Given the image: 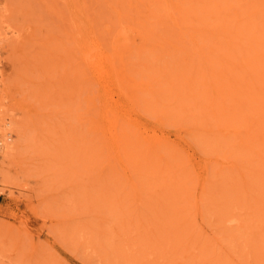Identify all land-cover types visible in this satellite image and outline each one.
<instances>
[{"label":"rangeland","instance_id":"1","mask_svg":"<svg viewBox=\"0 0 264 264\" xmlns=\"http://www.w3.org/2000/svg\"><path fill=\"white\" fill-rule=\"evenodd\" d=\"M0 1L18 47L1 54L0 117L21 122L0 153V264H264V0H133L163 14L143 18L144 45L123 27L143 32L142 15L118 22L128 0H78L79 46L109 72L77 49L73 87L49 60L48 0Z\"/></svg>","mask_w":264,"mask_h":264},{"label":"bare ground","instance_id":"2","mask_svg":"<svg viewBox=\"0 0 264 264\" xmlns=\"http://www.w3.org/2000/svg\"><path fill=\"white\" fill-rule=\"evenodd\" d=\"M19 1V0H18ZM30 1V0H29ZM44 1H46V0H44ZM113 1H115L116 2V0H111V2H113ZM118 1H120V0H118ZM121 1H123V0H121ZM120 1V2H121ZM142 1H145V0H142ZM150 1V0H149ZM155 1V0H154ZM212 1V0H211ZM4 2V1H3ZM7 2V1H6ZM35 2V1H34ZM136 2H138V1H136ZM153 1H151L150 2V4L152 3ZM158 2V1H157ZM14 3V2H13ZM13 3L11 4L10 3V5H12V8L14 7L13 6ZM25 3V2H24ZM109 2H108V0H107V4H108ZM125 3V2H124ZM123 3V4H124ZM147 3H149L148 1H146V3L145 4H147ZM161 3V2H160ZM171 3V2H170ZM204 3V2H203ZM7 4H8V2H7ZM15 4V3H14ZM81 5V3H78V0H48V4H47V1L45 2V5H46V7H47V13L49 14H51L52 16H51V21L49 20V24L47 25L46 24V26H47V28H45L44 30H45V33H44V35H45V37L44 38H46V40H45V44H47V43H49V44H51V46H47L46 45V47H47V50H48V47L50 48V50H49V52L51 53V55H50V61H52V65H54V62L57 64V66H60V69H61V71H62V73H60L61 74V77H63V80H64V83H66V79L68 78V76H69V74H72V75H70L71 76V80H72V83H71V85H72V87L74 86V79H75V75L73 74V70H75L74 69V67H75V65H77V63H76V60H75V56H76V53H78V50L77 49H80L79 51H80V53H82V55L80 56L81 57V61H82V63H84V65H88L87 67H90L91 65L93 66V70L95 71V73L96 74H98L99 76H103V75H105V73H108L109 72V68H108V66L106 65V64H100V61H99V56H100V54H97L96 56H91L90 57V55H89V49H90V44H85L84 43V45H80L79 46V41L80 40H78L77 38H79L78 37V35H79V33H78V28L80 27L79 26V20H81V19H84L83 17H85L86 18V15H85V13H80L81 11H82V9L80 10V8H79V6ZM112 4V3H111ZM126 5L125 6H128V7H126L127 8V11L126 12H124V16L122 15V13H123V11L122 12H120L117 16H118V18L119 17H122V18H124V17H133V19H134V21L137 19H135L134 18V16L135 15H137L136 17H141L140 15H142L143 17H141L142 18V21L141 22H139V27L141 26L142 27V25L143 26H145L144 27V31L143 32H141V30L140 29H138V27H136V28H134V30H131L130 28H131V26H128L129 24H127V26L126 25H123V27L124 28H129V30L130 31H137L136 32V34L137 35H139L140 37H139V39H140V45L142 44V45H144L145 44V36H146V33H147V30H149V29H145L146 28V26H147V24H145L146 23V20L148 19V18H150V17H152V18H155V16H157V17H160V14H161V12H160V9L159 10H157L156 11V5L153 7L152 6V8H147V9H145V7H142V8H144V9H136L137 7H134L133 6V4H134V1L133 0H128L126 3H125ZM138 4H140V3H138ZM144 4V3H143ZM158 4V3H157ZM214 4V3H213ZM9 5V4H8ZM8 5H6V4H3V3H1V1H0V61H1V54H2V52H5V51H8L9 50V48L13 45V46H15V48L17 49L18 47H16V36H13L12 34H10L13 30V26L15 25V24H13V22H12V20L13 21H16L17 19L14 17V13H12L11 14V9H10V7L8 6ZM18 5H19V3H18ZM23 5V4H22ZM92 5V4H91ZM95 5V4H94ZM106 5V4H105ZM15 6H17V5H15ZM27 6H28V1H27ZM42 5H40V7H41ZM90 6V5H89ZM97 6H99V5H97ZM111 6V5H110ZM116 6H117V8H118V5L116 4ZM123 6V5H122ZM124 6V7H125ZM145 6H147L148 7V5H145ZM151 6V5H150ZM149 6V7H150ZM204 6V5H203ZM209 6V5H208ZM20 7H22L21 5H20ZM19 7V8H20ZM135 9H134V8ZM139 7H140V5H139ZM138 7V8H139ZM160 7V6H159ZM205 7V6H204ZM32 8V7H31ZM30 8V9H31ZM36 8H37V6H36ZM82 8V7H81ZM95 8V7H94ZM211 8H213V7H211ZM14 9H16V8H14ZM23 9V8H22ZM43 9L45 10V8H44V6H43ZM101 9H103V8H101ZM120 9H121V7H120ZM158 9V8H157ZM164 9V8H163ZM45 10V11H46ZM49 10V11H48ZM85 10V9H84ZM95 10H96V8H95ZM118 10V9H117ZM116 10V12H118ZM166 10V9H165ZM169 10V9H168ZM206 11L208 10V9H205ZM209 10H210V8H209ZM17 11V10H16ZM19 11H20V9H19ZM31 11V10H30ZM36 11V10H35ZM167 11V10H166ZM172 11V10H171ZM171 11H170V14H172L171 13ZM184 11H186V8H185V10ZM202 11V10H201ZM212 11V10H211ZM14 12V11H13ZM38 12V11H37ZM39 12H41V11H39ZM83 12V11H82ZM101 12H102V10H101ZM114 12V14H115V11H113ZM156 12H159V13H157L156 14ZM167 12H169V11H167ZM173 12V11H172ZM208 12H210V11H208ZM21 13V12H20ZM20 13H18V14H20ZM47 13H45V15L47 14ZM103 13V12H102ZM111 13V15H112V12H110ZM205 13H207V12H205ZM47 14V15H48ZM49 14V15H50ZM169 13H167V15H168ZM180 14V13H179ZM182 14V13H181ZM201 14V13H200ZM210 14V13H209ZM31 16H32V14H30ZM107 15V14H106ZM161 15H163V14H161ZM166 15V16H167ZM175 15V14H174ZM172 16V17H177V15L176 16ZM183 15V14H182ZM190 15V14H189ZM16 16H18V15H16ZM20 16H21V14H20ZM36 16H37V14H36ZM145 16V17H144ZM22 17V16H21ZM48 17V16H47ZM199 17V16H198ZM19 19H20V17H18ZM23 18V17H22ZM50 18V17H49ZM117 18V17H116ZM143 18H145L144 20H143ZM183 18H184V16H183ZM197 18V17H196ZM201 18V17H200ZM206 18V17H205ZM16 19V20H15ZM120 19V18H119ZM132 19V18H131ZM155 19H158V18H155ZM172 18H170V20H171ZM177 18H175V21H177L176 20ZM188 19V18H187ZM22 20V19H21ZM21 20H19V22L21 21ZM48 20V19H47ZM112 20V19H111ZM116 20V19H115ZM122 20H124V19H122ZM126 20V19H125ZM167 20V19H166ZM169 20V19H168ZM169 20V21H170ZM180 20V19H179ZM193 20V19H192ZM203 20V19H202ZM121 21V19L118 21V22H120ZM143 21H145V23H143ZM153 21H154V19H153ZM156 21V20H155ZM163 21V20H162ZM161 21V22H162ZM184 21H186L187 22V20H184ZM218 21V20H217ZM38 22V21H37ZM106 22V21H105ZM137 22V21H136ZM165 22V21H164ZM171 22V21H170ZM198 22V21H197ZM208 22V21H207ZM206 22V23H207ZM210 22V21H209ZM15 23V22H14ZM46 23H47V21H46ZM122 24H123V22H121ZM169 23V22H168ZM176 23V22H175ZM205 23V24H206ZM218 23V22H217ZM38 24V23H37ZM41 24H42V22H41ZM101 24V23H100ZM116 24H117V22H116ZM121 24V25H122ZM137 24V23H136ZM158 24V23H157ZM178 24V23H177ZM203 24V23H202ZM17 25V24H16ZM98 25V24H97ZM102 25V24H101ZM132 25H134V24H132ZM138 25V24H137ZM149 25V24H148ZM156 25V24H155ZM169 25V24H168ZM174 26H175V24H173ZM183 25V24H182ZM192 25V24H191ZM200 25H201V23H200ZM219 25V24H218ZM45 26V27H46ZM94 26V25H93ZM126 26V27H125ZM153 26V25H152ZM162 26H163V24H162ZM166 26V25H165ZM171 26H172V24H171ZM178 26H180V24L178 25ZM188 26V25H187ZM207 26H208V23H207ZM214 26H215V24H214ZM236 26V25H235ZM111 27H112V25H111ZM164 27V26H163ZM167 27V26H166ZM165 27V28H166ZM182 27V26H181ZM180 27V28H181ZM184 27V26H183ZM193 27V26H192ZM221 27H222V25H221ZM160 28V30H161V27H159ZM167 28H169V27H167ZM190 28V27H189ZM200 28V27H199ZM205 28V27H204ZM207 28H209V27H207ZM227 28V27H226ZM104 29V28H103ZM122 29V28H121ZM154 29V28H153ZM162 29H164V28H162ZM175 29V28H174ZM184 29H186V28H184ZM198 29V28H197ZM215 29H216V27H215ZM232 29V28H231ZM230 29V30H231ZM239 29V28H238ZM152 30V29H151ZM160 30H159V32H160ZM165 30V29H164ZM168 30V29H167ZM166 30V31H167ZM182 30V29H181ZM200 30V29H199ZM234 30V29H233ZM116 31V30H115ZM171 31H172V29H171ZM200 31H202V30H200ZM214 31V30H213ZM15 32V31H14ZM33 32V34L35 33L34 31H32ZM37 32H38V30H37ZM162 32V31H161ZM183 32V31H182ZM185 32V31H184ZM203 32H205V31H203ZM220 32V31H219ZM13 33V32H12ZM38 33H40V32H38ZM126 33L127 34H123V36H122V39L123 38H126L127 40L129 39L128 37L130 36V35H132V34H128V33H130L129 31H126ZM135 33V32H134ZM154 33V32H153ZM172 33V32H171ZM35 34H37V33H35ZM122 34V33H121ZM145 34V35H144ZM149 34V33H148ZM156 34V33H155ZM168 34V33H167ZM170 34V33H169ZM179 34V33H178ZM184 34V33H183ZM206 34V33H205ZM211 34H212V32H211ZM211 34H208V35H210L211 36ZM219 34H221V33H219ZM15 35V34H14ZM38 35V34H37ZM128 35V36H127ZM162 35V34H161ZM171 35V34H170ZM207 35V36H208ZM218 35V34H217ZM234 35V34H233ZM43 36V35H42ZM133 36V35H132ZM179 36V35H178ZM190 36V35H189ZM201 36V35H200ZM204 36H206V35H204ZM213 36H214V34H213ZM213 36H211V37H213ZM158 37V36H157ZM181 37V36H180ZM183 37V36H182ZM181 37V39H183ZM192 37V36H191ZM195 37H197V36H195ZM223 37V36H222ZM32 38V37H31ZM35 38V37H34ZM34 38H33V40H34ZM154 38V37H153ZM207 38V37H206ZM229 38V37H228ZM243 38V37H242ZM77 39V40H76ZM156 39V38H155ZM131 40H133V37H131ZM157 40V39H156ZM171 40V39H170ZM213 40H214V38H213ZM149 41H151V40H149ZM202 41V40H201ZM222 41H224V40H222ZM226 41H228V40H226ZM89 42V41H88ZM125 42V41H124ZM154 42H157V41H154ZM189 42V41H188ZM193 42V41H192ZM96 43V42H95ZM102 44L104 43V42H101ZM158 43H160V42H158ZM191 43V42H190ZM106 44H107V41H106ZM106 44H104V45H106ZM109 44V43H108ZM164 44V43H163ZM192 44V43H191ZM202 44V43H201ZM205 44V43H204ZM217 44V43H216ZM167 45V44H166ZM222 45H223V43H222ZM18 46V45H17ZM113 46V45H112ZM127 46H128V44H127ZM104 47V46H103ZM106 47V46H105ZM167 47V46H166ZM171 47V46H170ZM193 48H194V50L195 49H201V47L197 44V42H195V46H192ZM205 47V46H204ZM203 47V48H204ZM127 48V47H126ZM128 48L129 49H132V46H128ZM168 48V47H167ZM167 48H165V45H164V47H163V49H167ZM217 48V47H216ZM227 48V47H226ZM243 48V47H242ZM110 49V48H109ZM123 49H125V48H123ZM143 49H144V47L142 46V47H140L139 48V53H141L142 51H143ZM160 49V48H159ZM214 49V48H213ZM217 49H219V47L217 48ZM12 50H13V53H14V49L12 48ZM97 50H99V49H97ZM169 50V49H168ZM184 50V49H183ZM240 50V49H239ZM95 51V50H94ZM110 51V50H109ZM154 51V50H153ZM180 51V50H179ZM91 52V51H90ZM123 52V51H122ZM159 52V51H158ZM174 52V51H173ZM187 52V51H186ZM231 52V51H230ZM242 52V51H241ZM11 53H12V51H11ZM17 53V52H16ZM169 53H170V51H169ZM10 54V53H9ZM8 54V55H9ZM15 54V53H14ZM13 54V55H14ZM18 54V53H17ZM17 54H16V56H17ZM96 54V53H95ZM145 54V53H144ZM144 54H142L141 53V55H144ZM182 54V53H181ZM191 54H192V51H191ZM194 54V53H193ZM201 54V53H200ZM203 54V56L204 55H206V54H204V52L202 53ZM219 54V53H218ZM230 54V53H229ZM233 54V53H232ZM12 55V56H13ZM156 55V54H155ZM171 55V54H170ZM184 55V54H183ZM223 55V54H222ZM226 55V54H225ZM5 56V55H4ZM32 56V55H31ZM140 56V55H139ZM218 56V55H217ZM220 56V55H219ZM227 56H229V55H227ZM28 57H29V54H28ZM109 57H110V60H111V56L109 55ZM163 57V56H162ZM179 57V56H178ZM195 57V56H194ZM211 57V56H210ZM7 58H9V59H6V60H10V56H8ZM77 58V57H76ZM184 58V57H183ZM182 58V59H183ZM226 58V57H225ZM11 59H13V58H11ZM92 59H94L96 62L95 63H92ZM105 59H106V57H105ZM116 59V58H115ZM177 59V58H176ZM181 59V60H182ZM197 59V58H196ZM204 59V58H203ZM210 59V58H209ZM224 59V58H223ZM14 60V59H13ZM78 60H79V58H78ZM117 60V59H116ZM116 60H114L115 62H116ZM126 60V59H125ZM153 60V59H152ZM151 60V61H152ZM158 60V59H157ZM174 60V59H173ZM178 61H180V58L179 59H177ZM3 61V60H2ZM7 61V62H8ZM188 61V60H187ZM202 61V60H201ZM263 61V60H262ZM11 62V61H10ZM113 62V61H112ZM128 62V61H127ZM197 62H199V61H197ZM9 63V62H8ZM19 63V62H18ZM108 63V62H107ZM174 63V62H173ZM202 63V62H201ZM206 63V62H205ZM214 63V62H213ZM222 63H224V62H222ZM227 63V62H226ZM230 63V62H229ZM187 64H189V63H187ZM7 65V64H6ZM139 65V64H138ZM199 65H201L200 63H199ZM227 65V64H226ZM231 65H232V62H231ZM234 65V64H233ZM83 66V65H82ZM146 66V65H145ZM144 66V67H145ZM78 67V66H77ZM147 67V66H146ZM198 67V66H197ZM203 67V66H202ZM234 67V66H233ZM5 68V67H4ZM18 68V67H17ZM119 68V67H118ZM136 68V67H135ZM138 68V67H137ZM141 68V67H140ZM195 69H196V67H194ZM201 68V67H200ZM214 68V67H213ZM224 68V67H223ZM228 68V67H227ZM263 68H264V66H263ZM115 69H116V67H115ZM125 69V68H124ZM155 69V68H154ZM181 69V68H180ZM198 69V68H197ZM215 69V68H214ZM221 69V68H220ZM226 69V68H225ZM237 69V68H236ZM235 69V70H236ZM87 70V69H86ZM120 70V69H119ZM163 70V69H162ZM205 70V69H204ZM207 70L208 69H206L205 71L207 72ZM219 70V69H218ZM230 70V69H229ZM228 70V71H229ZM88 71V70H87ZM86 71V72H87ZM124 71V70H123ZM151 71V70H150ZM180 71V70H179ZM179 71H177V72H179ZM198 71V70H197ZM216 71V70H215ZM227 71V70H226ZM231 71V70H230ZM244 71V70H243ZM81 72V71H80ZM138 72V71H137ZM213 72V71H212ZM239 72V71H238ZM246 72V71H245ZM248 72H250V71H248ZM77 73V72H76ZM79 73V72H78ZM114 73V72H113ZM129 73V72H128ZM163 73H164V71H163ZM180 73V72H179ZM187 73H189V72H187ZM196 73V72H195ZM214 73H216V72H214ZM229 73V72H228ZM232 73H236L237 74V72H232ZM240 73V75H241V72H239ZM82 74H84V72L82 73ZM95 74V75H96ZM122 74V73H121ZM181 74V73H180ZM179 74V75H180ZM216 74H218V72L216 73ZM222 74V73H221ZM256 74H257V71H256ZM4 75H6L5 77H4ZM8 73H5L4 74V71H3V67H2V65H1V63H0V85L2 84H5L6 82H5V80L7 79V77H8ZM80 75V74H79ZM107 75V74H106ZM114 75V74H113ZM153 75V74H152ZM160 75V74H159ZM170 75V74H169ZM185 75H187V74H184V76ZM192 75V73L190 74V75H188L189 77ZM198 75V74H197ZM200 75H201V72H200ZM223 75H224V77L226 76L224 73H223ZM228 75V74H227ZM230 75H231V72H230ZM242 75H245V74H242ZM253 75H254V73H253ZM257 75H259V74H257ZM110 76V75H109ZM112 76V75H111ZM116 76V75H115ZM184 76H183V78H184ZM214 76V75H213ZM247 76V75H246ZM245 76V77H246ZM79 77V76H78ZM81 77V76H80ZM105 77V76H104ZM147 77H149V76H147ZM157 77V76H156ZM161 77H163V76H161ZM160 77V78H161ZM167 77V76H166ZM187 77V76H186ZM203 77V76H202ZM211 77V76H210ZM223 77V76H222ZM223 77V78H224ZM226 77H228V76H226ZM231 77H232V75H231ZM236 77V76H235ZM234 77V78H235ZM239 77V76H238ZM241 77V76H240ZM239 77V78H240ZM242 77H244V76H242ZM259 77V76H258ZM154 78V77H153ZM212 78V77H211ZM219 77L217 76V79H218ZM221 78V77H220ZM233 78V77H232ZM233 78V79H234ZM255 78V77H254ZM257 78V77H256ZM255 78V81H257V79ZM9 79V78H8ZM121 79V78H120ZM166 79V78H165ZM164 79V80H165ZM189 78H187V80H188ZM230 79V78H229ZM232 79V80H233ZM245 79V78H244ZM163 80V79H162ZM164 80H163V83H164ZM170 80H171V78H170ZM235 80V79H234ZM237 80V79H236ZM246 80V79H245ZM254 80V79H253ZM252 80V81H253ZM259 80V79H258ZM192 81V80H191ZM218 80H214V82H217ZM155 82V81H154ZM168 82V81H167ZM186 82H189V81H186ZM243 82H244V80H243ZM68 83V82H67ZM136 84H141V83H139V82H135ZM190 83V82H189ZM205 83V82H204ZM218 83H219V81H218ZM236 83V82H235ZM235 83H233V84H235ZM241 83V82H240ZM249 83V82H248ZM252 83H254V82H252ZM252 83H250L251 84V86H252V89H254L253 88V85H252ZM264 83V82H263ZM85 84V83H84ZM107 84V83H106ZM206 84V83H205ZM231 84V83H230ZM229 84V85H230ZM233 84H231V85H233ZM237 84H239V83H237ZM244 84V83H243ZM247 84V83H246ZM246 84H244V85H246ZM162 85V84H161ZM176 85V84H175ZM174 85V86H175ZM187 85V84H186ZM191 85V84H190ZM204 85V84H203ZM209 85V84H208ZM228 85V86H229ZM243 85V86H244ZM70 86V85H69ZM84 86V85H83ZM92 86V85H91ZM123 86V85H122ZM163 86V85H162ZM180 86H182V85H180ZM185 86V85H184ZM222 86V85H221ZM234 86V85H233ZM242 86V87H243ZM121 87V86H120ZM187 87V86H186ZM191 87V86H190ZM231 87V86H230ZM240 87V86H239ZM246 87V86H245ZM66 88V87H65ZM139 88H141V87H139ZM145 88V87H144ZM168 88V87H167ZM171 88V87H170ZM183 88H185V87H183ZM219 88V87H218ZM225 88H227V86L225 87ZM241 88V87H240ZM247 88V90L248 89H250V88H248V86L246 87ZM5 89H6V87H5ZM77 89V88H76ZM147 89V88H146ZM152 89V88H151ZM190 89V88H189ZM229 89V88H228ZM251 89V90H252ZM260 89V88H259ZM0 90H1V87H0ZM61 90V89H60ZM144 90V89H143ZM149 90H150V88H149ZM176 90V89H175ZM174 90V91H175ZM188 90V89H187ZM187 90H185V91H187ZM246 89L244 88V90H240L239 92H243V91H245ZM2 91V90H1ZM5 91V90H4ZM62 91V90H61ZM75 91V90H74ZM169 91H171V90H169ZM174 91H172V92H174ZM229 91V90H228ZM234 91V90H233ZM76 92H77V90H76ZM143 92V91H142ZM184 92V91H183ZM201 92H202V89H201ZM206 92H207V90H206ZM151 93V92H150ZM166 93V92H165ZM168 93V92H167ZM237 93V92H236ZM244 93V92H243ZM246 93V92H245ZM244 93V94H245ZM178 94V93H177ZM183 94H185V93H183ZM198 94V93H197ZM204 94V93H203ZM206 94H208V93H206ZM220 94V93H219ZM223 94H225V93H223ZM247 94V93H246ZM251 94H253L252 93V91H251V93H248V97H250V95ZM256 94V93H255ZM145 95V94H144ZM148 95H150V94H148ZM176 95V94H175ZM195 95V94H194ZM61 96V95H60ZM78 96H79V94H78ZM86 96H88V95H86ZM168 96V95H167ZM177 96V95H176ZM247 96V95H246ZM255 96V95H254ZM261 96V95H260ZM152 97V96H151ZM198 97H199V95H198ZM240 97H242V96H240ZM247 97V98H248ZM253 96H251L249 99L251 100V99H253L252 101H254V103L253 104H255V99H256V97L255 98H252ZM61 98V97H60ZM244 98V97H243ZM88 99V98H87ZM175 99V98H174ZM188 99H189V97H188ZM191 99V98H190ZM202 99V98H201ZM246 99V98H245ZM260 99V101L263 99H261V97H259L258 98V100ZM170 100V99H169ZM176 100V99H175ZM174 100V101H175ZM211 100V99H210ZM217 100V99H216ZM243 101H244V99H242ZM248 100V99H247ZM264 100V99H263ZM79 101V100H78ZM199 101H201V100H199ZM208 101V100H207ZM207 101H205V102H207ZM242 101V102H243ZM152 102V101H151ZM154 102V101H153ZM158 102V101H157ZM160 102V101H159ZM203 102H204V99H203ZM201 103V102H200ZM220 103V102H219ZM102 104V106H103V103H101ZM158 104V103H157ZM161 104V103H160ZM177 104V103H176ZM203 104V103H202ZM232 104V103H231ZM257 104H259V105H261L260 103H258L257 102ZM263 104V103H262ZM185 105V104H184ZM221 105V104H220ZM251 105V104H250ZM256 105V104H255ZM198 106V105H197ZM246 106V105H245ZM263 106V105H262ZM96 107H97V105H96ZM106 107V106H105ZM166 107V106H165ZM164 107V108H165ZM174 107V106H173ZM211 107V106H210ZM247 107V106H246ZM254 107V106H253ZM255 107H257V105L255 106ZM259 107V106H258ZM12 108H14V107H12ZM187 108H188V106H187ZM195 108V107H194ZM202 108V107H201ZM241 108H242V106H241ZM261 108V107H260ZM259 108V109H260ZM263 108V107H262ZM11 109V108H10ZM166 109V108H165ZM174 109H176V108H174ZM183 109V108H182ZM233 109V108H232ZM231 109V110H232ZM237 109V108H236ZM235 109V110H236ZM244 109H246V108H244ZM254 109V108H253ZM160 110V109H159ZM168 110V109H167ZM177 110V109H176ZM186 110V109H185ZM205 110V109H204ZM256 110V112L258 111L257 110V108L255 109ZM188 111V110H187ZM201 111V110H200ZM220 111V110H219ZM251 111V110H250ZM91 112V111H90ZM105 112V111H104ZM116 112V111H115ZM205 112V111H204ZM204 112H203V114H204ZM252 112V111H251ZM179 113V112H178ZM207 113V112H206ZM235 113V112H234ZM237 113V112H236ZM235 113V114H236ZM240 113V112H239ZM245 113V112H244ZM250 113V112H249ZM255 113V112H254ZM166 114H168V113H166ZM172 115H174L173 113H171ZM185 114V113H184ZM202 114V113H201ZM257 114V113H256ZM171 115V116H172ZM198 116L200 115V114H197ZM197 115H195V117L197 116ZM240 115V114H239ZM244 115V114H243ZM255 115V114H254ZM22 116H24V114L22 115ZM194 115H192V117H193ZM197 116V117H198ZM235 116V115H234ZM237 116V115H236ZM251 116V115H250ZM259 116H260V114H259ZM231 117V116H230ZM241 117H242V115H241ZM248 117H249V115H248ZM257 117H258V115H257ZM1 118V117H0ZM14 118V117H13ZM16 118V117H15ZM14 118V119H15ZM200 118V117H199ZM198 118V119H199ZM245 118V117H244ZM1 119H3V117L1 118ZM6 119V118H5ZM5 119H3L4 121H5ZM10 119V118H9ZM12 119V118H11ZM10 119V120H11ZM6 120L5 122H4V126L5 125H7V126H5V127H2L1 129H0V136H1V138H0V153H1V155H2V157H3V159H8V158H10V156H13V153H14V151H15V148H17V146H15V144L14 143H16V141L15 142H13V140L11 139L12 137H11V134L13 133V132H15V131H18V128H19V126L17 125V124H20L21 122L19 121V119H18V117H17V119H15V120H17V122L15 123V120ZM111 119V118H110ZM202 119H203V117H202ZM23 120V119H22ZM90 120V119H89ZM248 120V119H247ZM260 120H261V118H260ZM14 121V122H13ZM24 121V120H23ZM114 121H116L115 119H114ZM2 121H0V123H1ZM19 122V123H18ZM13 123V124H12ZM83 123V122H82ZM110 123V122H109ZM108 123V124H109ZM113 124H114V122H113ZM261 124V123H260ZM264 125V124H263ZM111 127V126H110ZM75 128V127H74ZM217 131V130H216ZM226 131V130H225ZM107 132V131H106ZM124 132V131H123ZM211 132V131H210ZM236 132V131H235ZM103 133H105V132H103ZM107 133H109L110 134V137H109V141H110V146H111V144H113V142H112V140L114 139V136H115V134L110 130V132H107ZM107 136H108V134H106ZM253 135V134H252ZM221 136H223V135H221ZM123 137V136H122ZM107 138V137H106ZM118 138H120V137H118ZM240 139H241V137H239ZM244 138V137H243ZM249 138V137H248ZM116 139V138H115ZM149 140H151V138H148ZM238 139V138H237ZM245 139V138H244ZM250 139V138H249ZM248 139V140H249ZM118 140V139H117ZM246 140V139H245ZM261 140V139H260ZM108 141V140H107ZM109 141L107 142V143H109ZM127 141V140H126ZM238 141V140H237ZM252 141V140H251ZM254 141V140H253ZM257 141V140H256ZM264 142V141H263ZM242 143V142H241ZM240 143V144H241ZM249 143V142H248ZM152 144H154L153 142H152ZM253 144H255V142H253ZM16 145H18V144H16ZM155 145V144H154ZM235 145V144H234ZM257 145H258V143H257ZM150 146H151V144H150ZM260 147V146H259ZM214 148V147H213ZM255 148V147H254ZM88 150V149H87ZM254 152V151H253ZM264 153V152H263ZM15 154V153H14ZM10 155V156H9ZM261 155V154H260ZM259 155V156H260ZM264 155V154H263ZM263 155H261L262 157H263ZM5 157H8V158H5ZM99 157V156H98ZM118 157V156H117ZM159 157V156H158ZM2 159V160H3ZM79 159V158H78ZM117 159V158H116ZM116 159H115V161H116ZM10 160V159H9ZM12 160V159H11ZM262 160V159H261ZM118 161H120L121 162V158L120 157H118ZM4 163V162H3ZM117 163H119V162H117ZM263 165V164H262ZM149 170V169H148ZM129 180V179H128ZM134 185V184H133ZM161 185V184H160ZM153 187V186H152ZM144 236V235H143ZM141 252V251H140Z\"/></svg>","mask_w":264,"mask_h":264}]
</instances>
